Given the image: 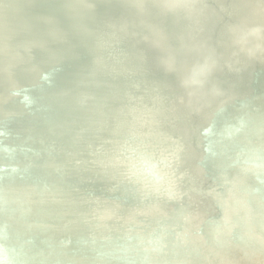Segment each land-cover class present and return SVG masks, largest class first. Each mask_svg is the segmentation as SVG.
<instances>
[{"label":"water","instance_id":"1","mask_svg":"<svg viewBox=\"0 0 264 264\" xmlns=\"http://www.w3.org/2000/svg\"><path fill=\"white\" fill-rule=\"evenodd\" d=\"M12 1L0 0V9L14 11L16 6ZM98 3L108 10L106 0H98ZM85 6L94 8L92 3ZM100 21L96 15L92 24ZM224 21H232L243 33L249 32L236 17L225 16ZM97 31L107 36L103 31ZM58 44L64 47L63 41ZM139 44L145 51L134 54L130 48ZM93 46L104 49L103 60L101 56L98 61L94 56L92 58L96 63L104 62V70H99L94 63L89 66L90 74L83 72L87 66V50L84 47L75 45L70 54L49 49L60 62L53 71L54 77L64 72L62 67L70 63L81 68L79 77L87 88V91H83L77 85L76 88L71 86L63 100L50 96L46 99L59 109L62 121L41 123L35 132L27 134L23 128L29 124L25 114L5 113L0 117V131L3 129L23 140V148L16 152L18 163L11 167L16 178L5 181L6 189L22 185L18 187V193L7 197L18 201L20 194L33 195V189L45 195L58 190L68 198L80 200L78 203L92 211L95 209L90 218L94 230L88 234L84 246L95 253L97 264H137L130 257H124L123 262L115 259V254L124 253L119 245L134 237L139 240L145 253V264H169L168 260L173 264H204L207 260L211 261L214 255H217V262L211 261L212 264H229L223 258L224 254L234 252L238 242H242L249 252H264V90L259 89L260 83L255 78L259 69L248 67L249 64L245 62L234 70H226L230 74L221 84H234V74H237L246 81V90L230 92L228 87L211 81L216 93L206 96L207 105L198 108L197 112L188 102L187 98L191 96L182 94L184 90L194 91L193 88L180 86L177 71L163 64L165 56L161 52L155 57L149 56L148 51L157 48L153 40L146 38L132 43L104 38L97 39ZM168 51L171 49L168 48ZM255 56L256 63L264 65V57ZM121 63H128V66H120ZM45 74V71L39 70L38 80L28 86H39ZM160 76L167 77L169 82L160 80ZM93 77H99L102 81H91ZM14 90L16 94L13 96L18 106L32 112L22 99V91ZM132 109L131 116L144 111L145 117L152 121L148 134L144 133L146 124L142 121L137 122L134 128L140 131L141 135H137L141 142L146 140L140 147L147 149L154 161H160L158 170L161 178L170 180L176 190L175 195L170 197V203L167 201V187L161 188L163 184L160 183L161 191L155 194L156 199L151 203L164 214L167 203L181 207L176 215L169 218L162 219L161 215L153 218V209L141 207L151 201L142 195L144 190H141L138 205L144 213L146 210L148 228L142 226L143 222L138 220L136 214H129V210L136 211L133 204L137 196L135 199V190L131 185L136 183L139 170L128 169L125 173L120 161L122 155H128L132 147L131 140L125 142L120 137L126 129V114ZM226 115H233L234 121H222ZM221 126L224 129L218 137ZM162 129L167 131L166 135L160 133ZM154 135L166 140L168 151L170 155L173 154L169 161L164 160L158 151L155 152L153 145H148ZM215 140L218 145L211 151ZM32 147L40 150L34 151ZM185 160L193 165L191 171L199 176L198 179L183 170L179 171V177L175 173L172 177L168 170H164V163L172 167L174 163L179 165ZM49 163L55 166L53 179L39 187L40 190L34 188L31 185L34 175L40 168L49 172ZM175 177L180 182L175 181ZM236 181L245 190L238 195L240 204L236 203V208L231 212L234 217L246 218L245 222L249 223L247 229H244L246 223H237L235 218L227 216L228 202L235 195ZM23 185L27 187L24 190ZM2 191L6 190L0 189V193ZM129 215L136 220L131 221ZM214 226H219V231L214 232L218 228ZM252 226L258 229L252 231ZM2 237L10 246L5 247L6 244L0 242V261L3 264H63L65 254L69 255L79 238L69 234L58 239L48 236L38 246L39 250L33 252L31 248L20 247L19 250L13 246L5 227H0V239ZM219 255H222L220 262Z\"/></svg>","mask_w":264,"mask_h":264},{"label":"bare ground","instance_id":"2","mask_svg":"<svg viewBox=\"0 0 264 264\" xmlns=\"http://www.w3.org/2000/svg\"><path fill=\"white\" fill-rule=\"evenodd\" d=\"M12 2L16 6L14 11L0 9V117L5 113L25 114L28 116L26 118L29 124L24 125L23 128L27 134L35 132L41 127V123L63 120L59 109L46 100L49 96L57 97L61 101L71 88H76V85L81 90L87 91L86 85L79 77V73L82 72L80 67L66 63V66L62 67L64 72L62 71L60 75L54 77L53 71L60 62L51 55L49 49H59L70 54L73 52V46L84 47L87 50V66L83 72L90 74L89 66L94 63L99 70H104V62H95V60L98 61L99 56L102 60L104 57L102 53L104 49L93 46L97 39L116 38L132 43H139L146 38L153 40L157 48L149 50V56L155 57L161 52L165 56L163 64L177 71L180 86L193 88L195 92L184 90L182 94L191 96L194 101L187 98L188 102L197 112L198 108L204 104L207 105L205 97L216 93L210 82L216 81L221 84L230 74L226 70H234L245 62L249 64L248 67L259 69L255 78L258 79V84L260 83L259 89L264 90V65H258L255 61V54L264 57V41H256L248 38L247 35L252 29H260L264 33V0H106L108 10L100 7L98 0H13ZM86 3H92L94 8L89 9L88 6H85ZM37 4L39 6H36ZM96 15L101 21L92 24ZM225 16L236 17L249 32L243 33L237 25L232 24V21L230 23L224 21ZM98 29L106 33L107 36L101 35L97 31ZM168 39L170 40L169 44ZM59 41L64 42V47L58 44ZM257 43L261 45L259 49L256 48ZM166 46L168 47L165 48ZM168 48L171 51H168ZM130 49L134 54H142L141 51H145L140 44ZM93 56L94 61L92 60ZM127 64L119 65L128 66ZM206 64L214 66L212 72L206 77H202L203 82L200 85L191 86L188 81ZM39 70L45 71V76H47L42 78V83L39 86H28L38 80ZM234 75V84L229 85L228 83V86L221 84V86L228 87L230 92L245 91L246 81L239 75ZM160 80L165 83L169 82L165 76H160ZM91 81L101 82L102 80L99 77H93ZM69 87L71 88L68 90ZM14 89L22 91V99L26 105L31 107L32 112H28L29 109L23 106H18L14 100L16 94ZM141 112L139 115L131 116L132 109L126 114V129L120 137L125 142L131 140L132 147L129 148L128 155H122L120 161L125 173L128 169L139 170L140 174L135 180L136 183L131 185L135 190L134 198L136 199L137 196L135 204H133L136 211L129 210V214H136L138 220L143 222L142 226L148 228L146 210L144 209V213L138 205V194H142L141 190H144L142 194L144 197L151 199L141 207L142 209L144 207L153 209V218H158L159 215L162 216V219L169 218L176 215L181 207L170 204L172 203L170 197L175 195L176 190L170 180L161 178V173L158 170L160 161H154L150 152L140 147L141 143H146V140L143 139L144 141L141 142L137 135H141L140 131L134 129L137 122L142 121L146 124V127L143 128L145 129L144 133L147 134L153 124L145 117V112ZM262 112L264 114L263 107ZM223 120L232 123L234 117L226 115ZM219 129L220 127L217 128V130ZM223 129L224 126H221L218 137ZM131 132L133 133L131 134ZM160 133L166 135L167 131L162 129ZM150 142L148 145H153V150L158 151L164 160L172 159L171 155L173 154L170 155L165 139L154 135ZM216 145L218 144L215 140L211 151H214ZM21 146H23L22 138H15L14 134L3 129L0 131V189L6 190L0 193V205L4 206L0 208V227H5L13 246L19 250H21L20 247L31 248L33 252L39 250L38 246L46 241L48 236H54L57 239L68 234L79 237L78 243L72 248L69 255L65 254L64 260H62L63 264H97L95 253L84 246L88 234L94 230L90 218L96 211L95 209L92 211L78 203L80 200L68 198L64 192L61 193L58 190L49 191V194L45 195V193H38L33 189V195L30 193L20 194L18 201L7 197L18 193V187L22 185L19 184L11 189H6L5 185L6 179L15 180L16 178L11 167L18 163L16 152L23 148ZM32 149L40 150L37 147H32ZM163 166L164 170H168V174L172 177L173 173L178 176L179 171L183 170L189 175L192 174L194 179L199 178L191 171L193 165H190L186 160L181 161L179 165L174 163L172 167L165 163ZM54 169L55 166L52 163H49V172L43 168L38 169L31 185L40 190L39 187L48 184L47 182L53 179ZM122 171L123 169H121ZM177 180L175 177V181ZM160 183L163 184L161 188L167 187L166 194L169 195L167 201L170 203L165 204V214L151 203L161 191ZM236 183L235 195L228 202L227 216L235 218L237 223L244 224L246 223L245 217L239 219L234 217L231 212L236 208V203L240 204L238 195L245 190L241 183L237 181ZM26 188L23 185L22 190ZM159 198L166 199L160 196ZM149 213L152 215L150 211ZM129 216L131 221L136 220L134 216ZM133 224L137 223L133 222ZM247 225L249 226V223H246L244 229H247ZM214 227H218L214 232L219 231V226ZM257 229L255 226L250 227L252 231ZM129 231L131 232V227ZM5 237H2L0 242L6 244L5 247H10L5 241ZM119 246H121L120 251L124 253L115 254L116 261L121 259L123 262L124 257H130L137 264H141V262L145 264L143 262L145 253L137 238L134 237ZM243 246L242 242H238L234 252L225 253L223 258L229 264H264V252L252 253ZM221 257L222 255H219L218 262L221 261ZM11 258L14 259L12 256ZM216 258L217 255H214L211 261L216 263ZM156 259L165 261L160 257ZM211 261L207 260L204 264H212ZM168 262L173 264L169 260Z\"/></svg>","mask_w":264,"mask_h":264},{"label":"clouds","instance_id":"3","mask_svg":"<svg viewBox=\"0 0 264 264\" xmlns=\"http://www.w3.org/2000/svg\"><path fill=\"white\" fill-rule=\"evenodd\" d=\"M248 38L254 39L256 41H264V33L261 32L260 29H252ZM261 45L259 43L256 44V48L259 49ZM213 65L206 64L199 72L193 75V77L188 81L191 86H198L202 81V77H206L213 70ZM0 264H3V261H0Z\"/></svg>","mask_w":264,"mask_h":264}]
</instances>
